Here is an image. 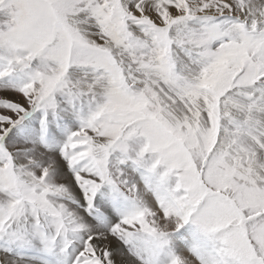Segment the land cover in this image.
Here are the masks:
<instances>
[{
	"label": "snow or ice",
	"instance_id": "snow-or-ice-1",
	"mask_svg": "<svg viewBox=\"0 0 264 264\" xmlns=\"http://www.w3.org/2000/svg\"><path fill=\"white\" fill-rule=\"evenodd\" d=\"M0 264H264V0H0Z\"/></svg>",
	"mask_w": 264,
	"mask_h": 264
}]
</instances>
